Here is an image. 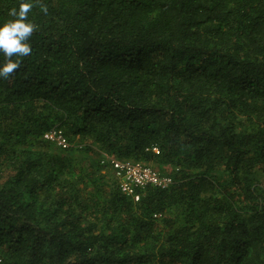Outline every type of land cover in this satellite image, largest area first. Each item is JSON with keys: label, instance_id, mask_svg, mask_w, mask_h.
Segmentation results:
<instances>
[{"label": "trees", "instance_id": "1", "mask_svg": "<svg viewBox=\"0 0 264 264\" xmlns=\"http://www.w3.org/2000/svg\"><path fill=\"white\" fill-rule=\"evenodd\" d=\"M30 2L0 79V264H264V0ZM104 154L174 183L136 201Z\"/></svg>", "mask_w": 264, "mask_h": 264}, {"label": "built area", "instance_id": "2", "mask_svg": "<svg viewBox=\"0 0 264 264\" xmlns=\"http://www.w3.org/2000/svg\"><path fill=\"white\" fill-rule=\"evenodd\" d=\"M44 136L47 140L61 148L71 146L63 129L59 127L51 128ZM153 150L159 153L157 147H154ZM102 163L110 165L122 191L133 197L136 201L140 200L144 190L149 186L166 189L174 183L171 174L162 172L152 165H147L141 161L120 160L105 154Z\"/></svg>", "mask_w": 264, "mask_h": 264}, {"label": "clouds", "instance_id": "3", "mask_svg": "<svg viewBox=\"0 0 264 264\" xmlns=\"http://www.w3.org/2000/svg\"><path fill=\"white\" fill-rule=\"evenodd\" d=\"M33 8L30 0H20L19 6L9 10L12 19L0 23V56L4 62L0 63V79H8L20 67L21 61L17 57H27L32 54L30 37L36 25L29 19ZM47 13V7L41 9Z\"/></svg>", "mask_w": 264, "mask_h": 264}, {"label": "rangeland", "instance_id": "4", "mask_svg": "<svg viewBox=\"0 0 264 264\" xmlns=\"http://www.w3.org/2000/svg\"><path fill=\"white\" fill-rule=\"evenodd\" d=\"M104 155H105V154H104ZM152 165L156 167V165H154V164H152ZM167 168H168L167 170L169 171L170 167H169V166H167Z\"/></svg>", "mask_w": 264, "mask_h": 264}]
</instances>
